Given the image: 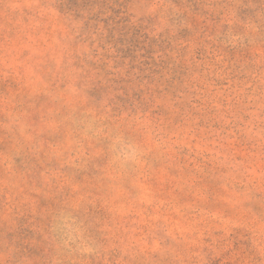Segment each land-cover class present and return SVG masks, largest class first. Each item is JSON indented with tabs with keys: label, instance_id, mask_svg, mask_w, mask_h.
Listing matches in <instances>:
<instances>
[{
	"label": "rangeland",
	"instance_id": "1",
	"mask_svg": "<svg viewBox=\"0 0 264 264\" xmlns=\"http://www.w3.org/2000/svg\"><path fill=\"white\" fill-rule=\"evenodd\" d=\"M0 264H264V0H0Z\"/></svg>",
	"mask_w": 264,
	"mask_h": 264
}]
</instances>
